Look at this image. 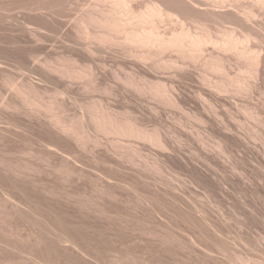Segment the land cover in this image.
I'll list each match as a JSON object with an SVG mask.
<instances>
[{"label": "rangeland", "instance_id": "374dc122", "mask_svg": "<svg viewBox=\"0 0 264 264\" xmlns=\"http://www.w3.org/2000/svg\"><path fill=\"white\" fill-rule=\"evenodd\" d=\"M116 1L0 0V264H264V0Z\"/></svg>", "mask_w": 264, "mask_h": 264}, {"label": "bare ground", "instance_id": "6f19581e", "mask_svg": "<svg viewBox=\"0 0 264 264\" xmlns=\"http://www.w3.org/2000/svg\"><path fill=\"white\" fill-rule=\"evenodd\" d=\"M116 2L118 5L124 6L123 0H118ZM163 15L169 17V14L164 12L162 7L158 4H153L152 6H149L146 10L141 11L135 16L137 22L139 24H146L149 26L145 25L146 27H144L142 31L141 29L139 30L135 27H131L129 31L125 34L124 40L130 43V45L141 44L145 47L158 48V49H166L168 47H177L184 49L186 46H190V49L192 48L197 49L202 44H205V41L201 37L190 35L188 31L183 30L184 29L183 27L181 28L182 30L179 33H173L170 37L161 36L155 30L156 27L154 26L153 19L157 17H162ZM139 31H141V33ZM223 46L227 48L238 47L236 45V42L233 41L232 39L225 40L223 42Z\"/></svg>", "mask_w": 264, "mask_h": 264}]
</instances>
